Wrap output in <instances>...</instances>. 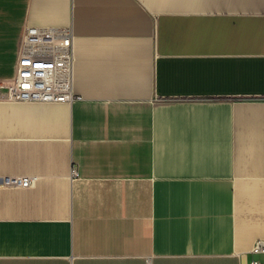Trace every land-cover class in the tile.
I'll return each mask as SVG.
<instances>
[{"label": "crops", "instance_id": "0c3cea01", "mask_svg": "<svg viewBox=\"0 0 264 264\" xmlns=\"http://www.w3.org/2000/svg\"><path fill=\"white\" fill-rule=\"evenodd\" d=\"M27 26L79 99L0 100V264H264V0H0V82Z\"/></svg>", "mask_w": 264, "mask_h": 264}, {"label": "built area", "instance_id": "2783aa9c", "mask_svg": "<svg viewBox=\"0 0 264 264\" xmlns=\"http://www.w3.org/2000/svg\"><path fill=\"white\" fill-rule=\"evenodd\" d=\"M74 35L70 27L27 26L24 32L15 76L0 82V100L14 102H72ZM73 175L77 171L73 170ZM31 176H5V186L29 187ZM252 254L264 253V240H258ZM251 264H262L254 260Z\"/></svg>", "mask_w": 264, "mask_h": 264}]
</instances>
